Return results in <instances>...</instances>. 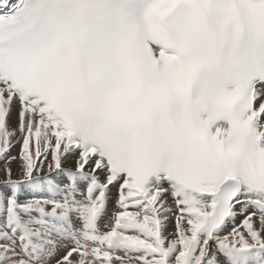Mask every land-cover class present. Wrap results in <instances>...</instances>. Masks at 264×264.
<instances>
[{
  "label": "snow or ice",
  "instance_id": "1",
  "mask_svg": "<svg viewBox=\"0 0 264 264\" xmlns=\"http://www.w3.org/2000/svg\"><path fill=\"white\" fill-rule=\"evenodd\" d=\"M0 264H264V0H0Z\"/></svg>",
  "mask_w": 264,
  "mask_h": 264
},
{
  "label": "bare ground",
  "instance_id": "2",
  "mask_svg": "<svg viewBox=\"0 0 264 264\" xmlns=\"http://www.w3.org/2000/svg\"><path fill=\"white\" fill-rule=\"evenodd\" d=\"M14 123H15V120H14ZM18 147H19V146H17V148L13 149V151H14V152L17 151V150H18Z\"/></svg>",
  "mask_w": 264,
  "mask_h": 264
}]
</instances>
